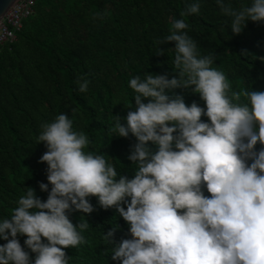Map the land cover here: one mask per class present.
Masks as SVG:
<instances>
[{"label":"clouds","instance_id":"9594fccd","mask_svg":"<svg viewBox=\"0 0 264 264\" xmlns=\"http://www.w3.org/2000/svg\"><path fill=\"white\" fill-rule=\"evenodd\" d=\"M216 4L234 35L249 21L264 22V0L238 8L225 0ZM200 8L195 0L180 15L199 14ZM187 29L184 19H173L159 41L175 44L178 78L150 73L132 78L135 108L125 123L116 116L110 129L137 141L128 156L137 165L134 178L117 179L104 154L86 152L89 137L74 130L68 115L41 124L37 144L47 150L39 162L48 166L51 191L42 201L28 188L10 217L0 220V238L7 241L0 246V264H33L18 235L26 237L34 264H68L65 249L87 243L82 233L89 228L83 219L74 225L68 213L91 214L89 197L104 209L115 208L130 226L131 239L118 245L117 228L103 236L115 245L112 260L121 264H264V147L256 150L264 146V91L233 90L212 67L215 57L201 55ZM77 83L87 92L88 80ZM172 89H191L206 110L196 102L187 105L182 95L170 97L166 90ZM48 184L41 183L40 190L48 192Z\"/></svg>","mask_w":264,"mask_h":264},{"label":"trees","instance_id":"16d2710c","mask_svg":"<svg viewBox=\"0 0 264 264\" xmlns=\"http://www.w3.org/2000/svg\"><path fill=\"white\" fill-rule=\"evenodd\" d=\"M194 2L34 0L33 12L22 21L15 39L0 44V220L10 217L28 188L47 200L51 191L48 166L39 162L47 149L37 144V137L41 124L61 113L73 120L74 130L89 137L86 152L104 154L116 167L117 179L134 178L137 165L128 156L137 141L131 134L116 137L110 129L116 116L125 123L128 111L135 108L136 93L129 87L132 78H143L144 73L178 78L173 65L175 44L159 43L173 19L189 24L186 31L197 42L200 54L215 57L212 67L225 74L233 90L264 91V22L249 21L241 34L234 35L230 19L221 14L216 0H200L199 14L181 17ZM225 3L238 8L251 0ZM97 13L104 14L103 18L94 19ZM84 79L89 86L81 93L77 81ZM166 94L182 95L187 105L196 102L206 110L191 89L166 90ZM201 119L209 122L206 116ZM149 147L156 150L151 143ZM261 147L257 144L256 150ZM41 183L48 184V192L40 190ZM203 191L210 195L206 188ZM88 199L94 208L91 214L68 213L74 225L81 219L89 223L82 233L87 243L65 249L68 264H121L112 260L110 249L131 239L130 226L115 208L104 209L96 197ZM122 206L126 210L127 204ZM112 228H117L115 245L103 239ZM17 239L34 264L35 254L24 244L26 237L18 235ZM5 243L0 238V246Z\"/></svg>","mask_w":264,"mask_h":264},{"label":"built area","instance_id":"2783aa9c","mask_svg":"<svg viewBox=\"0 0 264 264\" xmlns=\"http://www.w3.org/2000/svg\"><path fill=\"white\" fill-rule=\"evenodd\" d=\"M34 0H14L0 18V44L15 39L22 21L33 12Z\"/></svg>","mask_w":264,"mask_h":264},{"label":"water","instance_id":"95a60500","mask_svg":"<svg viewBox=\"0 0 264 264\" xmlns=\"http://www.w3.org/2000/svg\"><path fill=\"white\" fill-rule=\"evenodd\" d=\"M14 0H0V18Z\"/></svg>","mask_w":264,"mask_h":264}]
</instances>
